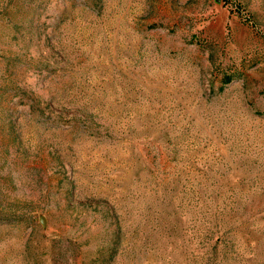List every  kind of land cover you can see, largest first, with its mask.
<instances>
[{
  "label": "rangeland",
  "instance_id": "rangeland-1",
  "mask_svg": "<svg viewBox=\"0 0 264 264\" xmlns=\"http://www.w3.org/2000/svg\"><path fill=\"white\" fill-rule=\"evenodd\" d=\"M0 264H264V0H0Z\"/></svg>",
  "mask_w": 264,
  "mask_h": 264
}]
</instances>
